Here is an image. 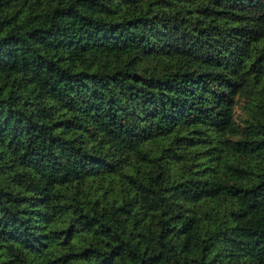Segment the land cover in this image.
I'll return each instance as SVG.
<instances>
[{"label": "trees", "instance_id": "obj_1", "mask_svg": "<svg viewBox=\"0 0 264 264\" xmlns=\"http://www.w3.org/2000/svg\"><path fill=\"white\" fill-rule=\"evenodd\" d=\"M0 264H264V0H0Z\"/></svg>", "mask_w": 264, "mask_h": 264}]
</instances>
